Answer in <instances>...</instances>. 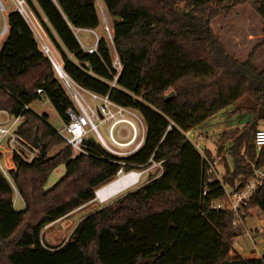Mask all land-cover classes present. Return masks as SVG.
Returning a JSON list of instances; mask_svg holds the SVG:
<instances>
[{
  "label": "trees",
  "instance_id": "obj_1",
  "mask_svg": "<svg viewBox=\"0 0 264 264\" xmlns=\"http://www.w3.org/2000/svg\"><path fill=\"white\" fill-rule=\"evenodd\" d=\"M27 1L69 77L137 110L146 133L143 145L126 156L110 152L91 132L85 151L76 152L48 113L31 107L46 98L66 123L74 100L28 21L9 11L10 31L0 48V112L26 115L19 130L34 144L37 139L39 154L32 161L15 157L9 176L0 168V264H264V253L241 254L235 247L244 225L234 224V212L214 207L226 198L227 185L240 189L256 168L264 169V147L256 143L264 122V68L254 58L260 45L242 60L214 22L241 5L264 19V0H100L114 17L120 73L105 36L89 52L76 33L101 25L99 0ZM238 102L236 111L251 116L218 141L217 155L226 151L233 160L222 156L226 172L220 179L209 173L213 151L203 153L186 132ZM153 161H162L159 175L86 215L64 244L44 241L47 225L94 200L121 167L128 171ZM63 163L66 173L46 188ZM16 189L25 200L22 210L15 206ZM248 215L264 232V179L246 205Z\"/></svg>",
  "mask_w": 264,
  "mask_h": 264
},
{
  "label": "built area",
  "instance_id": "obj_2",
  "mask_svg": "<svg viewBox=\"0 0 264 264\" xmlns=\"http://www.w3.org/2000/svg\"><path fill=\"white\" fill-rule=\"evenodd\" d=\"M13 2V10L19 11L28 21L39 41L41 50L52 60L59 76L74 100V105L67 110L69 121L62 128H57L58 133L65 139L66 143L70 144L76 152L85 151V138L90 132L94 131L102 144L115 155L126 156L137 151L143 145L146 133V125L141 114L131 107L117 103L109 94L102 95L88 90L71 79L64 70L63 63L51 43L46 29L29 6V2L27 0H13ZM8 14L7 1L0 0V48L10 31ZM106 27L109 39L113 42V32L108 24ZM87 31L94 33L96 36L92 45H86L77 35L78 39L87 51L95 52L98 50L100 35L93 28H87ZM113 64L120 73L122 63L117 53L114 54ZM117 79L118 75L115 76V81L112 83L113 86L116 84ZM38 92H41V89H38ZM28 107L29 105H26V108ZM4 112L7 113V117L4 120H0V168L5 175L9 176V170L16 167L15 157L20 156L26 161H32L38 156L39 148L23 136L19 130L20 125L26 120V115L23 113L14 115L8 111ZM97 119L110 122L109 132L114 144L109 143L104 138L99 129ZM195 128L188 130L186 134L205 153V137L202 132ZM256 143L259 149L264 147V127L257 130ZM219 158L218 155H213L209 158V173L215 177L218 174L217 164ZM154 163L161 166L162 161H154ZM145 166L128 171L121 167L117 171V179L115 181L127 176H136L137 182H139L148 170V167ZM255 171V177L246 186L228 192L224 200H218L214 203L216 208H226L234 212L235 225L245 224L246 205L251 195L263 183L264 169L256 168ZM205 193H207V190H205Z\"/></svg>",
  "mask_w": 264,
  "mask_h": 264
},
{
  "label": "rangeland",
  "instance_id": "obj_3",
  "mask_svg": "<svg viewBox=\"0 0 264 264\" xmlns=\"http://www.w3.org/2000/svg\"><path fill=\"white\" fill-rule=\"evenodd\" d=\"M7 1V8L11 11L14 8L13 0ZM98 9L101 16V25L96 28L100 36H105L112 48L113 54L116 53L114 50V44L109 39V33L106 25L108 24L110 30L113 32L114 26V17H112L102 1H98ZM30 6V4H29ZM31 7V6H30ZM1 19L2 15H1ZM106 20V21H105ZM217 21V22H216ZM214 22L216 30L221 34L223 41L226 46L236 56L242 60H246L250 55V52L256 45H260L256 48L254 58L256 64L260 68H264V19L258 12L250 5H241L233 10L229 11L227 14L222 15ZM78 35L82 38L84 43H91L92 40L96 37L94 33H90L84 30H78ZM56 49V48H55ZM57 51V50H56ZM58 53V51H57ZM59 55V53H58ZM114 57V56H113ZM60 58V55H59ZM61 59V58H60ZM95 102L93 99H91ZM239 102L228 107L227 110L219 113L217 116L212 117L209 121H206L205 125L199 126L198 130L203 133L205 137V147L210 148L215 155L218 152V141L223 137L225 131H232L237 127H241L249 117L247 112H237L236 108L238 107ZM31 107L38 114L48 113L49 121L56 128H62L65 124L63 118L55 109L53 104L46 98H41L35 100ZM7 117V113L2 111L0 112V120H4ZM99 123V129L104 136V138L109 142L114 144L111 134L109 132L110 122L102 121L97 119ZM138 121V120H137ZM145 122V121H144ZM139 123V122H138ZM95 134L94 131L91 132ZM66 145L65 142L55 146L50 152L51 155L56 154ZM228 145V143H227ZM223 155H227L226 151L220 152L219 157L222 158ZM228 156V155H227ZM230 164L233 163L231 157L228 156ZM148 167L147 171L141 177L140 181L136 184L129 186L124 191L116 194L109 199L102 201L99 199L98 195L91 202L75 209L70 214L58 219L57 221L47 225L43 229L42 237L46 243L59 245L64 244L68 241L73 230L76 228L80 220H82L86 215L93 212L99 207L104 205H109L116 202L119 198L123 197L126 193L137 188L140 185L145 184L150 181L154 175H159L161 173L160 165L150 163L146 165ZM67 166L65 163L59 165L50 175L46 182L45 187H52L65 173ZM228 192H232L230 186H226ZM25 200L23 196L16 189L15 194V206L17 209L22 210L25 208ZM250 234L241 235L235 241V247L242 251L240 242L248 241L251 243ZM243 252V251H242Z\"/></svg>",
  "mask_w": 264,
  "mask_h": 264
},
{
  "label": "crops",
  "instance_id": "obj_4",
  "mask_svg": "<svg viewBox=\"0 0 264 264\" xmlns=\"http://www.w3.org/2000/svg\"><path fill=\"white\" fill-rule=\"evenodd\" d=\"M78 30H84V31H87V28H77L76 29V33L78 35ZM79 36V35H78ZM80 37V36H79ZM51 43L53 44L54 46V43L52 42L51 38L49 37ZM82 39V38H81ZM95 38L92 40L91 43H85L86 45H92L93 42H94ZM55 47V46H54ZM228 108L220 111L219 113H222L223 111L227 110ZM2 112V111H1ZM219 113H217L216 115L214 116H217ZM249 114V113H248ZM213 116V117H214ZM250 114H249V117L248 119L250 118ZM212 118V117H211ZM211 118H209L207 121H209ZM206 121L203 122L202 124H200L199 126H203L205 125ZM197 126L195 129L198 130V127ZM261 128L264 127V122L261 123ZM207 149V148H206ZM226 172V166H225V163L223 161H221V158H219V162L217 164V177L222 179V176L224 175V173ZM244 231H243V235H246V234H250L251 238V243H248V241H242L240 242V246L239 248L242 249V251H240L239 249H237L241 254H247V253H250L252 251H256L260 254H263L264 253V232L260 229V224H259V221L257 219V217L255 215H248L246 218H245V222H244ZM241 234V235H242ZM239 235V236H241ZM238 236V237H239ZM238 237L236 239H238ZM235 239V241H236ZM235 241H234V244H235Z\"/></svg>",
  "mask_w": 264,
  "mask_h": 264
},
{
  "label": "bare ground",
  "instance_id": "obj_5",
  "mask_svg": "<svg viewBox=\"0 0 264 264\" xmlns=\"http://www.w3.org/2000/svg\"><path fill=\"white\" fill-rule=\"evenodd\" d=\"M137 183L136 176H127L120 180H117L108 186L104 187L98 192V197L100 200L105 201L110 197L119 194L120 192L127 189L129 186H132Z\"/></svg>",
  "mask_w": 264,
  "mask_h": 264
},
{
  "label": "water",
  "instance_id": "obj_6",
  "mask_svg": "<svg viewBox=\"0 0 264 264\" xmlns=\"http://www.w3.org/2000/svg\"><path fill=\"white\" fill-rule=\"evenodd\" d=\"M174 94H175V92L172 91L170 94L166 95V99H168V98L174 96ZM35 145L38 147L37 139H35ZM111 183H113V182H111ZM111 183H109V184H111ZM109 184H108V185H109ZM108 185H106V186H108ZM106 186H104V187H106ZM104 187L100 188V189L97 191V195H98V192H99L101 189H103Z\"/></svg>",
  "mask_w": 264,
  "mask_h": 264
}]
</instances>
